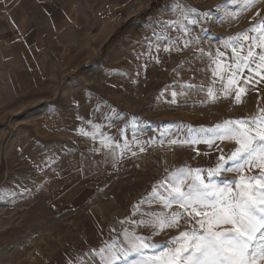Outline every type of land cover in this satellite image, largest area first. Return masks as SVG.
Instances as JSON below:
<instances>
[{
  "label": "rangeland",
  "instance_id": "1",
  "mask_svg": "<svg viewBox=\"0 0 264 264\" xmlns=\"http://www.w3.org/2000/svg\"><path fill=\"white\" fill-rule=\"evenodd\" d=\"M28 1L0 0V264H97L99 252L93 260L89 250L127 249L125 232L163 249L191 225L181 219L154 231L139 221L178 206L138 202L178 167L207 178L236 147L209 145L189 129L264 109V80L241 85L237 102V88L224 91L227 73L223 82L213 76L216 51L238 33L253 35L264 0H232L227 11L216 7L224 0H159L153 9L158 0H45L42 26L17 7ZM160 21L177 23L166 29ZM138 259L131 253L117 264Z\"/></svg>",
  "mask_w": 264,
  "mask_h": 264
},
{
  "label": "snow or ice",
  "instance_id": "2",
  "mask_svg": "<svg viewBox=\"0 0 264 264\" xmlns=\"http://www.w3.org/2000/svg\"><path fill=\"white\" fill-rule=\"evenodd\" d=\"M254 2L245 0L244 7H250ZM231 3L232 0H224L216 7L227 11L225 4ZM177 11L181 12L185 20L188 19V14L179 5ZM202 19H211L210 12H203ZM198 22L195 19L190 21L192 24ZM175 23L160 21L157 27L166 26V29H170ZM249 31L253 35L238 33L229 37L224 44L225 51L217 50L215 54L217 59L214 61L213 76L223 82L224 74L227 73L224 91L228 93L232 88H237V102L247 90L241 85L251 84L257 77L264 80V19ZM152 35L158 40L164 39L156 32ZM171 95L175 103L177 93L172 92ZM208 95L215 98L213 88L209 87ZM189 133L208 137L203 142L209 145L215 140H230L235 142L236 147L227 157L220 155L216 167L207 171V178L201 174V169L187 166L176 168L163 181L154 185L153 192L146 194L138 205L157 201L164 209L178 206L170 214L150 212L147 213V220L139 221L154 231L179 227L181 219L191 227L172 237L159 251L148 237L125 232L129 245L127 249L117 251L109 245L89 250L93 260L97 259L94 253L99 252L97 264H117L131 253L139 256L135 264H260L264 261V109H259L258 114L250 118L228 119L210 128H190ZM178 142L199 143L200 140L169 141L170 144ZM101 144L110 147L103 140ZM128 147L125 141L124 148ZM112 154L115 158L114 151ZM246 169L248 174H245ZM253 169L259 171L251 174ZM224 171L237 172L239 175L217 183L213 177ZM134 207L139 211L138 206Z\"/></svg>",
  "mask_w": 264,
  "mask_h": 264
},
{
  "label": "crops",
  "instance_id": "3",
  "mask_svg": "<svg viewBox=\"0 0 264 264\" xmlns=\"http://www.w3.org/2000/svg\"><path fill=\"white\" fill-rule=\"evenodd\" d=\"M20 3V2H18ZM46 3L45 0H30V2L28 1V3H20L18 4L17 7H21L23 8V12H24V16L27 17L28 22H30V25H35V21L38 22V26H42L44 22H41L44 19V15L43 13L45 12V7H46ZM60 10H61V3H60V7H58V9L54 12V21H52V24L54 25L56 23V19L55 17H57V15L60 14ZM44 11V12H43ZM34 20V22H33ZM14 23V24H13ZM10 26H17L19 23L17 22H10ZM51 24V25H52ZM21 26H23V23L21 24Z\"/></svg>",
  "mask_w": 264,
  "mask_h": 264
},
{
  "label": "trees",
  "instance_id": "4",
  "mask_svg": "<svg viewBox=\"0 0 264 264\" xmlns=\"http://www.w3.org/2000/svg\"><path fill=\"white\" fill-rule=\"evenodd\" d=\"M158 2H159V0L153 4L152 9L157 7Z\"/></svg>",
  "mask_w": 264,
  "mask_h": 264
}]
</instances>
